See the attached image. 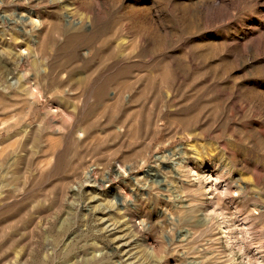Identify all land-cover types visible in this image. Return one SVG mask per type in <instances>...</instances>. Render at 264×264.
I'll return each instance as SVG.
<instances>
[{"label":"rangeland","instance_id":"374dc122","mask_svg":"<svg viewBox=\"0 0 264 264\" xmlns=\"http://www.w3.org/2000/svg\"><path fill=\"white\" fill-rule=\"evenodd\" d=\"M264 264V0H0V264Z\"/></svg>","mask_w":264,"mask_h":264},{"label":"bare ground","instance_id":"6f19581e","mask_svg":"<svg viewBox=\"0 0 264 264\" xmlns=\"http://www.w3.org/2000/svg\"><path fill=\"white\" fill-rule=\"evenodd\" d=\"M241 264V263H240ZM243 264V263H242Z\"/></svg>","mask_w":264,"mask_h":264}]
</instances>
